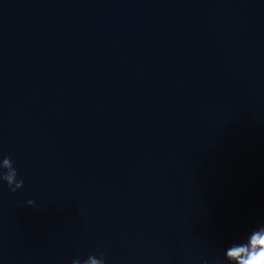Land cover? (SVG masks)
<instances>
[{"label": "water", "instance_id": "obj_1", "mask_svg": "<svg viewBox=\"0 0 264 264\" xmlns=\"http://www.w3.org/2000/svg\"><path fill=\"white\" fill-rule=\"evenodd\" d=\"M254 229L264 0H0V264H234Z\"/></svg>", "mask_w": 264, "mask_h": 264}, {"label": "clouds", "instance_id": "obj_2", "mask_svg": "<svg viewBox=\"0 0 264 264\" xmlns=\"http://www.w3.org/2000/svg\"><path fill=\"white\" fill-rule=\"evenodd\" d=\"M10 160V157H6V161ZM15 178L17 172L13 169L10 174ZM23 180L17 182V187L21 188ZM12 192L17 189L10 188ZM29 205L33 202L29 201ZM226 257L234 264H264V229H254L246 239L235 242L226 253Z\"/></svg>", "mask_w": 264, "mask_h": 264}]
</instances>
